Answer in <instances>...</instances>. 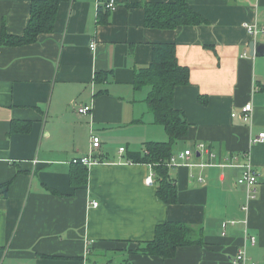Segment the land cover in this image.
Returning <instances> with one entry per match:
<instances>
[{
  "label": "crops",
  "instance_id": "0c3cea01",
  "mask_svg": "<svg viewBox=\"0 0 264 264\" xmlns=\"http://www.w3.org/2000/svg\"><path fill=\"white\" fill-rule=\"evenodd\" d=\"M32 1L0 0V30L22 35ZM165 1L115 0L107 11L108 0H71L59 5L51 33L0 47V264H234L241 248L264 264V140L252 142L264 133V56H249L243 28L264 26V0H186L206 24L146 28L142 4ZM160 43H174L189 69L188 85L174 92L188 128L172 146V205L145 185L151 168L127 157L167 140L147 110L148 88H132ZM97 74L103 81L94 82ZM85 105L89 115H78ZM90 131L101 142L99 161L85 166V184L72 185L79 169L71 160L89 154ZM247 163L257 175L252 200L237 184ZM165 222L201 229L202 244L172 259L135 252Z\"/></svg>",
  "mask_w": 264,
  "mask_h": 264
},
{
  "label": "trees",
  "instance_id": "16d2710c",
  "mask_svg": "<svg viewBox=\"0 0 264 264\" xmlns=\"http://www.w3.org/2000/svg\"><path fill=\"white\" fill-rule=\"evenodd\" d=\"M71 0H34L30 5L29 19L22 35H10L2 25L0 47L22 46L34 43L41 34L52 32L59 5ZM139 6V5H138ZM143 24L146 28L175 30L181 26H199L207 21L194 12L186 0H167L160 3H144ZM107 12L100 15V22H106ZM96 83L103 81L100 74L94 77ZM189 83V69L177 62L174 43L153 45L151 63L137 70L132 81L134 91L148 87L145 104L153 117V123L161 126L167 136L165 142H146L140 152L129 153L128 161L152 165L156 196L162 203H177V186L168 174L166 162L172 157V146L187 133L188 122L185 113L174 107V92L179 86ZM201 104L205 97L199 96ZM12 132L18 131L12 126ZM99 161V160H98ZM70 173L72 185H83L86 168L75 165ZM201 229L178 222H165L155 229L154 239L140 245L135 252L150 257L172 259L179 248L201 245Z\"/></svg>",
  "mask_w": 264,
  "mask_h": 264
},
{
  "label": "built area",
  "instance_id": "2783aa9c",
  "mask_svg": "<svg viewBox=\"0 0 264 264\" xmlns=\"http://www.w3.org/2000/svg\"><path fill=\"white\" fill-rule=\"evenodd\" d=\"M115 0H108V2L105 4V9L107 11H112L115 8ZM243 28L247 34V36L249 37V39L251 40V42H256L257 38L260 35L264 34V26L259 25L258 23H245L243 24ZM91 50L95 49V43L92 42L91 46H90ZM75 110L77 111V114L80 116H87L89 115V113L91 112V106L90 105H85V106H77L75 108ZM251 112H252V106L250 103L245 104L244 106H242L241 110H240V115L243 121H249L250 117H251ZM232 117H234V114L232 115ZM264 140V133H260L256 138H254L252 140L253 143H258V142H263ZM100 140L98 137H96L95 135L92 134V132L90 131V138H89V154L87 156H82L79 158H74L71 160V164L74 165H82V166H90L94 163L98 162V158L95 157V153L99 150L100 148ZM199 149H204V145L203 144H199L198 145ZM124 149L120 148L119 149V153H123ZM189 155H191V151H185L182 154L179 155L180 158H187ZM245 157V154H244ZM175 163V158L171 157L170 160L168 162H166V166H171L172 164ZM151 168V171L149 172V174L146 176L144 183L147 186H151L154 184V173L152 171V165H148ZM256 173L254 172V170L252 169V167L250 166V164H245L242 167V171L240 174V177L237 180V184L242 185L246 188V192H247V199L248 200H252L255 198L256 196ZM93 207L97 206V202H93L92 203ZM245 238L247 240H249L251 245L255 244V238L252 237L249 234H246ZM233 263L234 264H257L255 261H252L250 258H248V256L246 255L245 249L241 248L239 249L233 256Z\"/></svg>",
  "mask_w": 264,
  "mask_h": 264
},
{
  "label": "water",
  "instance_id": "95a60500",
  "mask_svg": "<svg viewBox=\"0 0 264 264\" xmlns=\"http://www.w3.org/2000/svg\"><path fill=\"white\" fill-rule=\"evenodd\" d=\"M249 56L250 57H262L264 56V44L250 42L249 44Z\"/></svg>",
  "mask_w": 264,
  "mask_h": 264
},
{
  "label": "rangeland",
  "instance_id": "374dc122",
  "mask_svg": "<svg viewBox=\"0 0 264 264\" xmlns=\"http://www.w3.org/2000/svg\"><path fill=\"white\" fill-rule=\"evenodd\" d=\"M148 88V87H147Z\"/></svg>",
  "mask_w": 264,
  "mask_h": 264
}]
</instances>
